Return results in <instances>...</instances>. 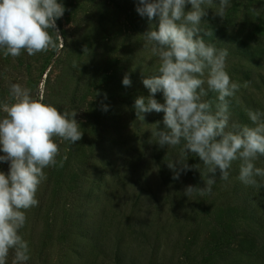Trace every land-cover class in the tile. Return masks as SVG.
<instances>
[{"label":"rangeland","instance_id":"374dc122","mask_svg":"<svg viewBox=\"0 0 264 264\" xmlns=\"http://www.w3.org/2000/svg\"><path fill=\"white\" fill-rule=\"evenodd\" d=\"M58 2L66 10L56 21L63 38L56 50L15 58L0 50V100L13 83L34 97L43 86L44 102L77 111L83 132L75 144L55 138L58 163L44 169L39 205L26 210L19 231L29 245L26 264H264V187L243 184L237 160L227 181L216 173L210 194L185 195L189 185L205 187L203 161L189 153L187 163L200 168L174 180L167 161L180 146L160 147L151 137L157 123L164 130V113L136 116L135 99L150 95L142 80L159 65L142 34L158 18L141 17L138 0ZM215 6L201 26L218 30L204 39L228 49L226 71L241 85L230 98V125L250 124L249 109L264 111V0H230L223 19ZM126 73L131 87L122 84ZM155 98L164 103L162 93ZM255 163L264 167V156ZM0 171L7 174L9 162Z\"/></svg>","mask_w":264,"mask_h":264},{"label":"clouds","instance_id":"9594fccd","mask_svg":"<svg viewBox=\"0 0 264 264\" xmlns=\"http://www.w3.org/2000/svg\"><path fill=\"white\" fill-rule=\"evenodd\" d=\"M214 4L215 15L223 19L230 0H138L136 5V12L149 22L158 18V26L142 36L143 47L159 62L156 74L142 80L150 95L135 99L136 116L143 121V113H164V130H158L157 123L151 137L160 147L180 146L179 155L167 161L174 180L200 168L187 163L189 153L203 161L205 187L189 185L187 196L210 194L216 173L227 181L237 160L238 179L246 186L264 187V167L255 163L264 156V111L249 109L250 124L230 125V98L241 85L226 71L228 49L203 38L213 35L210 27L201 25ZM186 5H191L190 10L185 11ZM65 10L58 0H0L4 57H19L22 51L32 56L56 50L57 39H63L56 21ZM122 84L131 87L129 74ZM157 93L163 94L164 103L155 98ZM209 93L215 94L214 100L206 99ZM103 95L106 99L107 94ZM0 112L4 114L0 116V151L4 153L0 162H9L8 173L0 171V264H7L10 250L15 253L12 264H26L29 245L19 231L26 223V210L39 205L37 191L47 179L44 169L58 163L60 148L55 138L75 144L83 132L75 119L77 111L61 112L44 102L43 86L34 97L30 88L11 84L9 95L0 100ZM208 174H212L210 178Z\"/></svg>","mask_w":264,"mask_h":264},{"label":"trees","instance_id":"16d2710c","mask_svg":"<svg viewBox=\"0 0 264 264\" xmlns=\"http://www.w3.org/2000/svg\"><path fill=\"white\" fill-rule=\"evenodd\" d=\"M214 32H216V29L218 30V28H216L215 26H211L210 27ZM201 35H203V33H201ZM213 36V35H212ZM205 37H207V36H204L203 38H205ZM252 37L253 38H256L257 36H255L254 34H252ZM241 44H242V46H244V47H247V48H249V45L248 44H246V43H242L241 42ZM160 114L163 116V114L160 112Z\"/></svg>","mask_w":264,"mask_h":264}]
</instances>
